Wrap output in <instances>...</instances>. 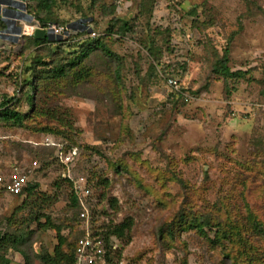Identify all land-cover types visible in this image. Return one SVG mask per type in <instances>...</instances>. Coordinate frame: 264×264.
Instances as JSON below:
<instances>
[{"label": "rangeland", "instance_id": "1", "mask_svg": "<svg viewBox=\"0 0 264 264\" xmlns=\"http://www.w3.org/2000/svg\"><path fill=\"white\" fill-rule=\"evenodd\" d=\"M52 13L73 25L75 46L0 39V109L25 115L0 120V175L21 170L37 185L30 197L0 190V264H43L57 226L75 245L124 222L123 238L109 234L118 264H264V0H60ZM127 22L132 32L109 31ZM84 31L114 55L88 57L79 83L45 76L39 61L66 62ZM226 47L245 77L213 72ZM56 110V120L42 115ZM48 134L82 149L74 174L93 182L86 218L53 151L37 144ZM7 234L24 242L4 248Z\"/></svg>", "mask_w": 264, "mask_h": 264}, {"label": "trees", "instance_id": "2", "mask_svg": "<svg viewBox=\"0 0 264 264\" xmlns=\"http://www.w3.org/2000/svg\"><path fill=\"white\" fill-rule=\"evenodd\" d=\"M27 3V11L28 13L33 16L38 23H40L43 26H46L48 23H54L56 20L53 19V9L57 7V5L60 3V0H26ZM65 1V0H63ZM34 3V5H33ZM147 11H142L143 13H146ZM52 14V16H51ZM57 24H61L58 22H55ZM63 24V23H62ZM67 26H73L72 24H64ZM117 25L115 23L111 24L109 26V31H114L117 34L120 33V35H124L127 32H132V25L130 23H122L119 27V29H116ZM83 36V41L82 43L78 44L77 47L79 50L75 51L73 55H70L68 60L66 62L62 61H57L58 63H55L54 66H51L49 62L44 61L41 59L39 62H41V65L47 66L46 70H43V74L47 77L53 78V79H68L70 78L71 81L75 83H79L81 81V77L83 72H87L89 74V70L86 69L82 64L84 61L90 57L92 54H94L96 51L101 50L104 54L107 56H112L114 55L113 52L108 48V46L100 41L97 36L92 37L89 35V38H85L86 36V31L80 32ZM116 34V35H117ZM71 38H75V36L71 35ZM68 39H62V38H42V39H34L37 45H48L51 44L52 42H56L58 44L63 45L64 47L68 46H75L73 45V42H71V38ZM90 39V40H89ZM148 50L153 49L152 47H148ZM63 60V59H60ZM230 61V49L229 47L224 48L223 50V56L219 57L218 60L215 62L213 65V72L221 75L225 81H228L230 79H236L240 77H245L250 70H237L233 71L231 67L228 66V63ZM81 68V69H80ZM80 69V70H79ZM166 71V69H165ZM169 75H174V74H169ZM168 75V76H169ZM86 80V79H85ZM186 90V89H185ZM183 90V91H185ZM176 94V93H175ZM177 95V94H176ZM228 92V96H229ZM181 96V95H178ZM264 96V95H263ZM182 97V96H181ZM30 99L33 100V96H30ZM3 107L0 109V120H2L5 123H13V124H21L25 118V115L21 114L20 112L8 107L7 103H2ZM59 111L56 110L54 113H51V111H48L46 113H43L42 115H47L50 116L52 119L56 120L57 113ZM68 126L71 127L70 123H67ZM56 133H64L62 131H58ZM49 135V134H48ZM52 138L56 140L57 143H63L65 144V151L64 153L67 154L69 153V150L72 148H77L79 151V156L74 159V164L71 165L72 171L75 170V167L78 165V163L81 160L82 156V149L78 145H73L70 144L68 141H65L61 139L60 137H56L54 134H50ZM44 139V138H43ZM43 141V140H42ZM41 141V142H42ZM41 142H37V144L41 147L48 148L53 151L54 153V158L58 166L61 168L60 172V178L61 181L65 182L68 184V186L71 189V194H70V204L71 207L77 210V215L79 219L81 218V213L83 212V207L80 203V200L78 198L77 191L75 189V181L70 178L67 174V169L69 165L64 164L60 158L58 157L59 150L56 148V146L53 145H48V144H41ZM37 163V167H34V169H41V164H39V160L35 159ZM33 165V163H32ZM31 165V168L33 166ZM12 174H5V176L8 178ZM67 174V175H65ZM4 175V174H3ZM84 176L87 178L88 186L91 188V195L86 198V202L89 208V212H91V201H92V196H93V182L91 180V177L88 175ZM37 185L36 184H31L29 181L27 183V186L23 189V191L18 195V196H31L34 193V189ZM0 190L6 193L5 188L0 185ZM193 225V226H192ZM186 224V226H182L184 229H188L191 227H194V224L192 223ZM48 226L50 227H56L54 224L51 225L50 221L48 220ZM131 223L124 222L120 226H116L115 229L113 230L112 233L109 232V234H113L116 237L123 238L126 235V230L130 228ZM58 231V243L55 246L53 252H42L39 257L40 260L43 264H77V246H78V241L80 238H82L84 235H81L76 244L74 245L73 242H70L66 236L61 234V228L56 227ZM107 235L106 237L101 238L104 243V250H105V263L107 264H118V261L122 258V252L119 249L113 248V245H111V238L110 235ZM3 242V247H17L19 244L24 242V238H17L16 236H9V234L5 235L2 238ZM9 261L6 260L4 264H8ZM26 264H31V262L27 259L25 261Z\"/></svg>", "mask_w": 264, "mask_h": 264}, {"label": "built area", "instance_id": "3", "mask_svg": "<svg viewBox=\"0 0 264 264\" xmlns=\"http://www.w3.org/2000/svg\"><path fill=\"white\" fill-rule=\"evenodd\" d=\"M13 1L15 2L13 9L19 15L27 16L28 14L27 8H25L26 11H23V13L20 12L17 8L18 3L19 5L20 4L26 5V2H24L23 0H13ZM0 6L2 12L3 9L6 8V5L1 3ZM17 21L18 24L19 21L20 23H22L21 27L19 26V28H21V32L19 34H16L18 38L27 36L34 39L35 30L38 28H42L46 30L53 38L68 39L71 36V32H73V26L71 27L64 24L48 23L46 26H43L40 23H37L30 26L26 25V28H23L24 27L23 21L25 20L23 18H20L17 19ZM0 33L2 32L0 31ZM166 81L167 84L172 88L173 92L181 95L184 101L188 102L191 99V96L187 92L182 90L180 81L174 75L167 76ZM50 139H52L51 136L45 137L41 142V144L56 146V148L59 150L58 157L60 158V160L64 164L69 165L67 169V174L70 178H72L75 181V189L77 191L80 203L83 207V212L81 213V217L86 218V215L88 216L89 213V208L86 202V198H88L91 195V188L88 186L87 178L84 175L74 174V171H72L71 168L74 159H76V157L79 156V151L77 148H72L69 150V153L65 154L64 153L65 144L57 143L54 138L52 140ZM36 166L37 163L33 162V167ZM27 183H28V175L26 174V172H23L21 170L12 172V174L8 178L5 175H0V185L5 188L6 193L12 196H18L26 187ZM76 252H77L76 253L77 264H100V263L105 264V256H104L105 250H104L103 240L99 237H91L90 233H87L86 235H84L82 238L79 239Z\"/></svg>", "mask_w": 264, "mask_h": 264}, {"label": "flooded vegetation", "instance_id": "4", "mask_svg": "<svg viewBox=\"0 0 264 264\" xmlns=\"http://www.w3.org/2000/svg\"><path fill=\"white\" fill-rule=\"evenodd\" d=\"M0 3L6 5V8L3 9L4 17L2 16L1 17L2 21H0V31L2 32L3 35L6 34V32H7V35L8 34L10 35V33L11 35H13V36L10 35V37L4 35L2 39L14 40L17 37L16 34H19L21 32L18 26L17 19H20V18L25 19L26 15L24 16L19 15L13 9V6L15 5V2L13 0H0ZM0 13H2L1 9H0Z\"/></svg>", "mask_w": 264, "mask_h": 264}, {"label": "water", "instance_id": "5", "mask_svg": "<svg viewBox=\"0 0 264 264\" xmlns=\"http://www.w3.org/2000/svg\"><path fill=\"white\" fill-rule=\"evenodd\" d=\"M23 1L26 2V0H23ZM24 6H25V8H26V5H24ZM17 11H18V10H17ZM26 18H27L28 22H32V21H33V16H31V15H29V14H27ZM20 31H21V28H20ZM0 35H1V34H0ZM4 35L10 37L9 34L7 35V32H6V34H4ZM4 35H3V36H4ZM3 36H0V37H3ZM11 36H12V35H11ZM34 37H35L36 39H39V40L42 39V38L53 39V37H52V36H51L46 30H44V29H42V28H38V29L35 30Z\"/></svg>", "mask_w": 264, "mask_h": 264}, {"label": "clouds", "instance_id": "6", "mask_svg": "<svg viewBox=\"0 0 264 264\" xmlns=\"http://www.w3.org/2000/svg\"><path fill=\"white\" fill-rule=\"evenodd\" d=\"M26 8H27V6H26ZM30 15V14H29ZM24 20H27V18H25ZM27 22H28V20H27ZM1 35L0 36H3V34L2 33H0ZM0 39H2V37H0ZM34 39H36L35 37H34Z\"/></svg>", "mask_w": 264, "mask_h": 264}]
</instances>
